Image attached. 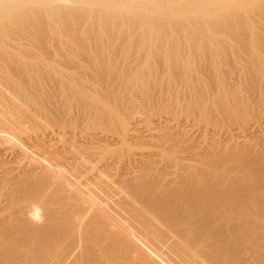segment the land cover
<instances>
[{
	"label": "bare ground",
	"instance_id": "6f19581e",
	"mask_svg": "<svg viewBox=\"0 0 264 264\" xmlns=\"http://www.w3.org/2000/svg\"><path fill=\"white\" fill-rule=\"evenodd\" d=\"M263 102L264 0H0V264H264Z\"/></svg>",
	"mask_w": 264,
	"mask_h": 264
},
{
	"label": "rangeland",
	"instance_id": "374dc122",
	"mask_svg": "<svg viewBox=\"0 0 264 264\" xmlns=\"http://www.w3.org/2000/svg\"><path fill=\"white\" fill-rule=\"evenodd\" d=\"M258 104H260V106L263 108L264 106H262V105H264V102L261 104V103H257L256 105L257 106H259ZM263 111V112H262ZM181 112H183V111H181ZM181 112H177V111H175L174 113H175V115L176 116H174V115H171V114H166V113H160V115L159 114H157L156 116H152L151 117V119H153V117L155 118L154 120H157L158 118H161V116L163 117V119H164V117H165V119H171L170 121L172 122V124H175V125H178V124H186V125H188V124H195V122H198L199 121V126H202L201 128L203 129V132H204V134H207L205 137H206V141H208V142H212V141H214V140H218V139H222V138H224V136L226 137V136H228V135H230V133L231 134H235L238 138L240 137V141L241 142H247L248 141V144H254V141H255V137H258L257 139H261V138H263L262 136H263V130H264V109H262V110H260V112L259 113H257V114H255V115H253L252 116V118H253V121H252V118L250 119V123H248L247 125H248V127H249V129H247V128H245V127H243V125H241L240 123H238L239 121H237V120H235L233 117H234V115H233V117H232V123H231V125H228V126H225V127H222L221 126V128L223 129H221L220 127H218L219 125H217V123H216V121L217 120H222V119H226V117L227 116H221L220 115V117L219 116H217L216 115V117H214V116H212L213 118H214V120H213V118H212V121L211 120H209V122H212V123H210L209 124V122H208V124L204 121V122H202L201 120H199L200 118H198V121L195 119L196 117H193V119H195L194 121H192L193 119H192V116L190 117V118H188V115H186L185 113H181ZM174 113H172V114H174ZM181 114V115H180ZM259 114V115H258ZM183 115H184V117H183ZM179 117V118H178ZM218 117V119H216ZM262 117V118H261ZM162 119V118H161ZM180 119H181V121H180ZM142 120V119H141ZM168 120V121H169ZM216 120V121H215ZM189 121V122H188ZM192 121V122H191ZM178 122V123H177ZM182 122V123H181ZM188 122V123H187ZM201 123V124H200ZM216 123V125H214ZM258 123V124H257ZM198 124V123H197ZM256 124V125H255ZM196 125V124H195ZM209 125V126H208ZM254 126V129H252L251 130V126ZM260 125H262V126H260ZM208 127V129H207V127ZM229 126H230V128L232 129V130H229L230 128H229ZM146 127V128H145ZM197 127V126H196ZM216 127H218V128H216ZM139 128L140 129H147V126H146V124L145 123H142V124H140L139 125ZM262 128V129H261ZM235 129H236V132H235ZM242 129V130H241ZM245 129H247V130H245ZM208 130V131H207ZM210 130V131H209ZM234 130V131H233ZM246 131V133L249 135V136H251V137H244V135L245 136H247L245 133H243L242 134V131L243 132H245ZM250 131V132H249ZM253 131V132H252ZM257 131V132H256ZM215 134H214V133ZM233 132V133H232ZM241 132V133H240ZM249 132V133H248ZM254 133H256V134H254ZM218 134V135H217ZM221 134V135H220ZM225 134V135H224ZM251 134H253V136L251 135ZM216 135V136H215ZM224 135V136H223ZM257 135V136H256ZM253 137V138H252ZM245 138H247V141H246V139ZM255 138V139H254ZM249 139V140H248ZM256 139V140H257ZM201 140H203V139H201ZM206 141H205V143H206ZM253 142V143H252ZM10 147V146H9ZM6 147L8 150H6V148H4L3 150H5V151H7L6 153H8V151L10 152L9 154H11L12 153V151H13V148L12 147ZM12 148V149H11ZM11 149V150H10ZM2 150V152L4 153V151ZM2 152H0V153H2ZM255 238H256V236H254Z\"/></svg>",
	"mask_w": 264,
	"mask_h": 264
}]
</instances>
